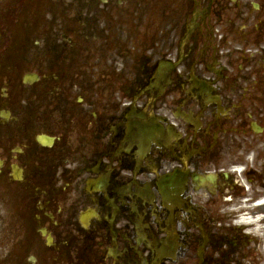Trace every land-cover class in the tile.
I'll use <instances>...</instances> for the list:
<instances>
[{
	"label": "flooded vegetation",
	"instance_id": "1",
	"mask_svg": "<svg viewBox=\"0 0 264 264\" xmlns=\"http://www.w3.org/2000/svg\"><path fill=\"white\" fill-rule=\"evenodd\" d=\"M5 2L0 264H264V0Z\"/></svg>",
	"mask_w": 264,
	"mask_h": 264
},
{
	"label": "rangeland",
	"instance_id": "2",
	"mask_svg": "<svg viewBox=\"0 0 264 264\" xmlns=\"http://www.w3.org/2000/svg\"><path fill=\"white\" fill-rule=\"evenodd\" d=\"M5 1H7V0H0V6L1 7H3V4H1V3H3V2H5ZM5 4L6 5H8V3L7 2H5ZM0 13H1V11H0ZM58 17H59V20L57 21V23H60V21H61V19H62V12H61V10L59 9V11H58V15H57Z\"/></svg>",
	"mask_w": 264,
	"mask_h": 264
}]
</instances>
